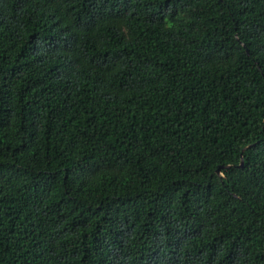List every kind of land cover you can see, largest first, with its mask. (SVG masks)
Segmentation results:
<instances>
[{
	"label": "trees",
	"instance_id": "16d2710c",
	"mask_svg": "<svg viewBox=\"0 0 264 264\" xmlns=\"http://www.w3.org/2000/svg\"><path fill=\"white\" fill-rule=\"evenodd\" d=\"M0 264H264V0H0Z\"/></svg>",
	"mask_w": 264,
	"mask_h": 264
}]
</instances>
